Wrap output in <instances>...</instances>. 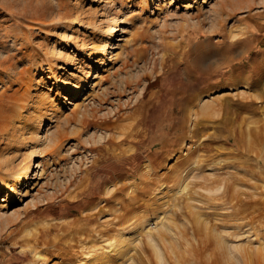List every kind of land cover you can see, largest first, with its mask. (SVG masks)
I'll return each mask as SVG.
<instances>
[{
  "label": "rangeland",
  "instance_id": "1",
  "mask_svg": "<svg viewBox=\"0 0 264 264\" xmlns=\"http://www.w3.org/2000/svg\"><path fill=\"white\" fill-rule=\"evenodd\" d=\"M259 68L264 0H0V264H264Z\"/></svg>",
  "mask_w": 264,
  "mask_h": 264
},
{
  "label": "bare ground",
  "instance_id": "2",
  "mask_svg": "<svg viewBox=\"0 0 264 264\" xmlns=\"http://www.w3.org/2000/svg\"><path fill=\"white\" fill-rule=\"evenodd\" d=\"M118 29V25H115V26H113V28H112V30L109 32V34H108V36H107V44H106V47L108 48L109 46H110V42H109V40L112 38V35H114V31H116ZM235 36L236 35H233L232 36V39H231V43H233L234 42V38H235ZM229 40V39H228ZM228 42V41H227ZM230 45V44H229ZM107 50V49H106ZM106 50L105 51H101V53L102 54H106ZM221 53V52H220ZM217 54V53H216ZM223 54V53H222ZM261 74V69L259 68V69H257L254 73H251V74H247L245 77H243L244 79H245V82L247 83L246 85L248 86V85H250V86H255V85H258L259 86V88H262L261 90L262 91H264V79L262 78V80L263 81H260V83L259 82H257V81H254L255 80V76H258V75H260ZM261 76V75H260ZM236 78V77H235ZM235 78H232V80H230L231 82H229V87L230 86H233L234 84H231L232 82L233 83H235V81H233V79H235ZM254 81V82H253ZM260 84V85H259ZM250 86H249V88H250ZM218 87V86H217ZM247 93V92H246ZM245 93V94H246ZM249 93V92H248ZM263 93V92H262ZM250 95H262L261 94V92L260 91H258V92H253V93H250ZM260 97V96H259ZM249 98V97H248ZM256 99V98H255ZM259 99V98H258ZM250 100V99H249ZM254 102H256V100H254V99H251L250 101H249V106H251ZM262 103H258L257 102V106H258V109H256L255 111L254 110H252V111H254L255 113H253L252 112V114L249 116V118H248V120H247V128H248V137L246 136V130L244 129H240L241 130V133H240V135H241V138L243 139V138H245L246 140H247V142H246V144H245V147H246V149L247 148H249V151H253L254 153H256V155H258L259 157H260V159H261V161L263 160V162H264V107L262 108V109H260L259 110V106L261 105ZM198 114L201 112V110L199 109L198 111H196ZM197 114V115H198ZM196 115V116H197ZM202 115V114H201ZM201 115H200V117H201ZM200 117H196V119H195V124L197 125L199 122H200ZM247 119V118H246ZM242 123H240L241 124V127H243V122H244V124H245V122L246 121H241ZM244 128V127H243ZM246 134H245V133ZM245 134V135H244ZM125 139V138H124ZM245 140V141H246ZM244 141V140H243ZM243 143V142H242ZM245 143V142H244ZM192 144V143H191ZM201 143L198 145V146H196V149L198 148V149H200L201 148ZM193 147V146H192ZM200 147V148H199ZM193 151H195V150H192L191 152H188L187 154H186V157H184V158H182V159H184L183 160V162H185V163H187V166H184V170H179V169H174V172H175V174H173L172 175V177H173V179H178V181H177V184H176V187H177V192H188V190H189V181H187V176H184L185 174H189L190 173V171L191 170H194V168H198V167H200V164H198V158L197 159H195V160H193L194 158V155L192 154L193 153ZM132 153H134V151H130L127 155H131ZM200 153V152H199ZM192 154V155H191ZM230 154V153H229ZM237 156V155H236ZM239 156V155H238ZM228 157V156H227ZM206 158V157H205ZM194 163V166H191V164H193ZM149 165H150V162L149 163H147L146 164V167L144 168V170H143V174H144V176H146V177H150V175L152 174L151 173V171H150V169L148 168L149 167ZM191 166V168L189 169L188 167H190ZM176 166L174 165V168H175ZM194 167V168H193ZM220 167V166H219ZM189 170H188V169ZM193 168V169H192ZM27 172L25 173V174H21V177H22V179H27L28 178V174H29V171H30V165L27 167ZM173 169V168H172ZM197 170H199V169H197ZM186 171V173H184V172ZM154 172V171H153ZM227 173H229V172H227ZM232 174V173H231ZM192 175V174H191ZM215 175H217V174H214V173H211L210 175H209V178H212V180H217V176H215ZM184 176V177H183ZM169 177H170V174H169ZM206 178V177H205ZM150 179H151V177H150ZM231 178H229V177H227L226 179H224V180H222V183H218V186L216 187V191L217 190H219V189H223V192H225L222 196H217V197H220V199H222L223 201L222 202H227V201H230L231 202V204H232V206L233 205H240V203L242 204V201H243V198H241V196H240V194L239 193H233V191H232V195H231V199L230 200H228V198L229 197H227L226 196V194H228V192L226 193V191H227V189H229V187L230 186H233L234 184H233V181L232 180H230ZM135 185H136V183H135ZM140 185V184H139ZM166 186V185H165ZM121 187V186H120ZM119 187V188H120ZM162 187V186H161ZM167 187V186H166ZM118 188V189H119ZM133 188V187H132ZM195 188V187H194ZM234 188V187H233ZM237 188V187H236ZM117 189V190H118ZM175 189V188H174ZM200 189V188H199ZM207 190V189H206ZM213 190V189H212ZM238 190V189H237ZM137 191V190H136ZM140 191V190H139ZM211 191V190H210ZM236 191V190H235ZM132 192H134V191H132ZM220 192V191H219ZM237 192V191H236ZM229 193H230V191H229ZM131 194H133V193H131ZM219 194V193H218ZM222 194V193H221ZM191 195V194H190ZM189 197V196H188ZM213 197H215V196H213ZM131 202V201H130ZM206 203V202H205ZM211 203V202H210ZM225 205V204H224ZM230 206V205H229ZM231 206V207H232ZM118 208V207H117ZM124 208H126V207H124ZM130 208L131 207H127V209L126 210H124V211H122V213H121V215H120V217L122 216V220H127V219H131L132 217H134L135 216V214H137V212H136V210H135V214H133V213H131L132 211H134V207L130 210ZM239 209V208H238ZM120 210V209H119ZM129 210L131 211V212H129ZM237 210V209H236ZM232 211H234V210H232ZM230 212H231V210H230ZM237 212V211H236ZM115 213V212H114ZM119 213H120V211H119ZM130 214H133V216H130ZM165 214V213H164ZM234 214V213H233ZM117 215H119V214H117ZM116 215V216H117ZM146 216V215H145ZM114 217V216H113ZM149 218V217H148ZM113 219H115V218H113ZM165 219V218H164ZM146 221L148 220V219H145ZM159 220V219H158ZM235 220V219H234ZM128 221V220H127ZM145 221V222H146ZM123 223V222H122ZM147 223V222H146ZM151 224V221H149L148 222V225H150ZM161 224V222L160 221H156V222H154V225H150L149 226V228L150 229H152V228H158L159 226L158 225H160ZM163 224V223H162ZM162 226V225H161ZM169 228V227H168ZM173 229V228H172ZM167 230V229H166ZM107 231V230H106ZM152 231V230H151ZM100 233H101V231H99ZM170 232V231H169ZM106 233V232H105ZM102 234V233H101ZM124 233L122 232L121 233V231H119L118 229H117V227H116V229H114V232L112 233V234H109V235H107V234H105V235H107V236H105V238L103 239L104 241H106V243L109 241V243H111L110 245H111V247H112V249H115L114 250V252L115 251H122L123 250V248L125 247V246H127V244L129 243V241H130V238H128V237H126V236H124L123 235ZM153 234V233H152ZM174 234V233H173ZM159 235V234H158ZM93 236V235H92ZM102 236H104L103 234H102ZM163 236V235H162ZM101 237V236H100ZM173 237H174V235H173ZM177 237V236H176ZM162 238V237H161ZM164 238V237H163ZM82 240V239H81ZM90 240H92V238L90 239ZM37 241V240H36ZM89 241V240H88ZM100 241H102L101 239H100ZM90 242V241H89ZM89 242H84V243H86V246H84L83 245V247H87V249L88 250H86V251H91L92 249H97V245H95L96 243L95 242H93V243H89ZM103 242V241H102ZM161 242V241H160ZM109 243H108V246H110L109 245ZM101 244V243H100ZM154 245V244H153ZM100 246V245H99ZM105 247V245L104 244H102L101 246H100V248L102 249V248H104ZM99 248V247H98ZM126 249H127V247H126ZM156 249H157V247H156ZM84 250V249H83ZM102 250H104V249H102ZM125 250V249H124ZM123 250V251H124ZM125 252H126V250H125ZM122 253H124V252H122ZM127 253V252H126ZM125 253V254H126ZM108 253L107 252H105V251H102L101 252V256H99L100 258H102V257H107L106 255H107ZM112 254V253H111ZM157 254H159V251H158V249H157ZM159 256H160V254H159ZM111 257V256H110ZM97 258H98V256H97ZM97 260V259H96Z\"/></svg>",
  "mask_w": 264,
  "mask_h": 264
}]
</instances>
